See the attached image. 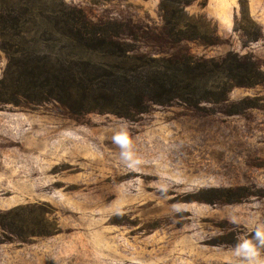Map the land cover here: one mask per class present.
<instances>
[{
    "label": "rangeland",
    "instance_id": "obj_1",
    "mask_svg": "<svg viewBox=\"0 0 264 264\" xmlns=\"http://www.w3.org/2000/svg\"><path fill=\"white\" fill-rule=\"evenodd\" d=\"M1 1L0 264H241L237 239L264 227V0H179L192 35L176 42L162 0ZM64 8L132 30L129 58L62 35ZM177 52L228 61L202 74L192 102L151 103L132 118L36 101L21 75L26 59L51 69ZM122 127L133 169L111 143Z\"/></svg>",
    "mask_w": 264,
    "mask_h": 264
},
{
    "label": "trees",
    "instance_id": "obj_2",
    "mask_svg": "<svg viewBox=\"0 0 264 264\" xmlns=\"http://www.w3.org/2000/svg\"><path fill=\"white\" fill-rule=\"evenodd\" d=\"M9 3L10 0L1 1V5H10ZM160 7L164 20L163 32L168 40L176 42L192 35L186 34L183 29L187 23L182 20V1L162 0ZM55 16L58 20L65 19L68 32L66 30L62 35L72 41L89 50L117 58H129L133 46L125 37L130 38L133 32H125L121 23L112 20L92 22L78 8L57 10ZM20 34L22 31L17 33L18 36ZM146 58L147 56L136 57L133 64L81 60L69 62L65 66L58 62L50 63L51 69L48 62L43 61L35 68H30L26 59L27 67L22 68L21 75L25 78L27 97L33 95L36 101L53 99L73 113H111L132 118L147 109L151 103L177 100L192 102L195 99L194 86H197L202 74L211 72L215 65L226 67L224 64L228 61V57L224 58L220 65L183 52L159 60H145ZM154 61L155 66L150 64ZM236 65L238 68L243 67L239 63ZM17 81L23 85L21 81ZM128 175H134V171L124 176Z\"/></svg>",
    "mask_w": 264,
    "mask_h": 264
},
{
    "label": "clouds",
    "instance_id": "obj_3",
    "mask_svg": "<svg viewBox=\"0 0 264 264\" xmlns=\"http://www.w3.org/2000/svg\"><path fill=\"white\" fill-rule=\"evenodd\" d=\"M111 143L119 149V161L125 167L133 169L140 163L132 150L133 137L128 133L126 127L113 133ZM262 249H264V227L257 225L251 232V238L237 239L232 252L241 264H264L260 260Z\"/></svg>",
    "mask_w": 264,
    "mask_h": 264
}]
</instances>
